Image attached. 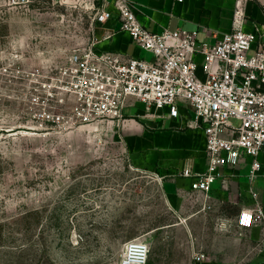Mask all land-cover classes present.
<instances>
[{
    "label": "rangeland",
    "instance_id": "obj_1",
    "mask_svg": "<svg viewBox=\"0 0 264 264\" xmlns=\"http://www.w3.org/2000/svg\"><path fill=\"white\" fill-rule=\"evenodd\" d=\"M100 1L0 0V264H119L134 238L149 243L147 264L187 263L192 239L171 207L179 203L131 153L122 125L130 115L70 130L33 128L23 73L61 64L38 50L80 33ZM183 204L182 212L194 211ZM188 223L201 239L215 226L209 215Z\"/></svg>",
    "mask_w": 264,
    "mask_h": 264
},
{
    "label": "built area",
    "instance_id": "obj_2",
    "mask_svg": "<svg viewBox=\"0 0 264 264\" xmlns=\"http://www.w3.org/2000/svg\"><path fill=\"white\" fill-rule=\"evenodd\" d=\"M97 8L95 22L115 17L119 30L152 58L98 52L97 45L111 35L100 39L91 25L90 43L74 49L61 64L23 73L29 81L25 86L33 128L50 132L120 121L130 98L142 102L149 114L160 109L177 117L185 102L195 111V126L206 135V169L196 172L187 166L182 171L192 179V195L207 202L216 184L227 187L234 173L225 169L236 168L246 157L251 158L250 182L264 179V26L255 23L246 30L245 12L238 5L232 29L208 43L199 40L197 30H149L140 22L134 0H101ZM1 71L9 73V67ZM251 193L254 205L236 219L241 228L264 224V202L253 188ZM149 255V243L134 238L124 244L119 264H147ZM203 257L194 254L196 260Z\"/></svg>",
    "mask_w": 264,
    "mask_h": 264
},
{
    "label": "crops",
    "instance_id": "obj_3",
    "mask_svg": "<svg viewBox=\"0 0 264 264\" xmlns=\"http://www.w3.org/2000/svg\"><path fill=\"white\" fill-rule=\"evenodd\" d=\"M134 1L140 22L149 30L159 33L177 28L197 30L199 40L208 43L217 42L232 29L238 5L245 12L246 30H252L255 23L264 26V0ZM110 8L113 10L112 5ZM94 18H87L77 27L80 33L68 34L69 41L61 38L54 48L38 50L39 54L50 53L53 59L65 60L74 49L90 43L93 38L91 25H94L98 38L111 35L97 45L98 52L113 51L123 59L152 58L127 33L119 30L115 17L105 22H95ZM73 37L79 41L73 42ZM198 59L203 58L198 56ZM179 111L177 117L160 109H153L149 114L142 102L130 98L124 116L132 118L124 119L122 125L124 138L136 160L160 179L169 201L179 203L177 207L171 204L180 220L176 224L188 239H192L187 243V259L183 261H187L186 264L192 261L194 264H264V224L256 223L250 228L236 225L239 212L254 205L252 188L258 199L264 202V179L250 182L247 173L251 158L246 157L236 168L225 169L227 173H234L227 187L216 184L207 202L201 195L197 200L192 199V179L184 177L182 171L187 166L196 172L206 169V135L202 128L195 126V111L190 104L181 102ZM260 158L264 160V150ZM184 202H190L194 211L182 212L180 208H184ZM208 215L215 220V226L210 228L207 238L196 237L189 220ZM198 253L204 254L201 260L194 258Z\"/></svg>",
    "mask_w": 264,
    "mask_h": 264
}]
</instances>
